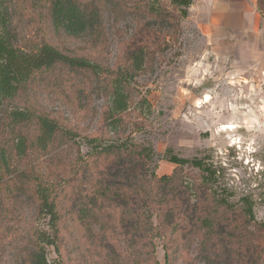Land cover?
Wrapping results in <instances>:
<instances>
[{
  "label": "rangeland",
  "instance_id": "1",
  "mask_svg": "<svg viewBox=\"0 0 264 264\" xmlns=\"http://www.w3.org/2000/svg\"><path fill=\"white\" fill-rule=\"evenodd\" d=\"M26 1L9 0L15 46L36 51L50 43L104 70L97 75L58 69L38 78L29 92L31 102L72 130L75 138L74 142L58 138L46 155L30 151V167L59 188L60 248L46 247L50 264H104L103 250L97 246L116 254L127 250L116 207L107 206L98 218L100 223H92L90 230L73 215L77 196L90 195L94 179L116 161L91 156L95 146L129 141L151 147V160L124 156L123 170H137L147 178L172 176L176 171L183 186L189 187V202L195 206L209 204L212 195L228 197L233 204L248 197L255 213L249 231L255 230L254 223L264 225V15L258 0H194L178 31L162 26L156 17L142 20L134 11H126L127 3L138 0H109L100 35L85 39L57 35L48 15ZM142 2H146L144 7L161 3L172 8L171 0ZM146 22H154L147 33L149 53L142 68L133 72L129 56L138 52L139 38L134 46L132 38ZM117 70H131L133 77L127 88L128 109L114 116L120 122L110 126L106 112L112 72ZM30 133L29 144H33V128ZM167 151L181 159L203 160L216 171L211 189L201 187L199 169L168 162ZM31 188L26 185L23 191L16 190L13 199L27 191L26 202L17 213L15 206L13 211L10 204L4 206L12 196L0 199V264H23L32 228L51 233L49 218L37 215ZM177 237L154 238L159 264H203L196 262L200 238L184 234L182 242Z\"/></svg>",
  "mask_w": 264,
  "mask_h": 264
},
{
  "label": "trees",
  "instance_id": "2",
  "mask_svg": "<svg viewBox=\"0 0 264 264\" xmlns=\"http://www.w3.org/2000/svg\"><path fill=\"white\" fill-rule=\"evenodd\" d=\"M193 1L171 0L172 8L169 9L161 3L157 6L148 3L144 7L146 2L138 0L133 1V5L127 3L126 11H134L136 18L142 20L156 17L162 26L178 31L181 21L188 17ZM26 2L31 8L48 15V21L57 35L85 39L100 35L103 11L109 0ZM257 5L264 15V0H258ZM152 23L140 25L132 38L135 40L133 46L139 38L136 44V47L139 46L138 52L129 56L133 72L142 68L149 53L150 38L147 33L154 25ZM12 26L9 0H0V199L2 201L11 196L13 199L16 190L23 191L26 185L32 187L37 201V215L49 218L51 233L32 228L23 264H50L46 247L60 248L61 214L57 204L59 188L39 177L30 167V151L46 155L58 138L72 142L75 138L72 130L65 129L55 118L31 102L30 93L38 78L49 76L58 69L74 73L89 71L97 75L104 74V70L91 60L70 56L50 43L42 44L36 51L23 50L15 46L17 37L11 31ZM112 75L110 105L106 112L111 119L110 126L119 120H114V116L128 109L127 88L133 73L131 70H117ZM31 128L36 133L33 144H29L32 141ZM91 156L111 158L117 164H110L101 171L99 178L94 179V190L90 195L85 193L77 196L73 215L85 229L90 230L92 223H100L98 218L107 206L116 207L119 212L118 228L127 246V250L120 254L107 247L97 246L103 250L104 264H159L153 240L168 234L178 236L181 240L184 234L190 239L199 237L201 242L196 262L264 264V225L254 223L255 230L249 231V224L255 220L254 202L250 198H242L238 204H233L228 197L216 199L212 195L209 204L203 202V206L192 205L189 202V187L183 186L184 182L176 171L172 176L158 177L152 174L151 178H147L146 175L140 176L137 170H123L124 156L137 160H151L154 156L151 147L137 146L129 141L120 145L95 146ZM165 157L168 162L179 167L199 169L203 176L201 187L211 189L216 171L210 169L203 160L181 159L172 155L171 151H167ZM26 192L4 206L10 204L12 211L15 206L17 213L26 202ZM107 213L105 217H108ZM0 214L2 216V209Z\"/></svg>",
  "mask_w": 264,
  "mask_h": 264
},
{
  "label": "bare ground",
  "instance_id": "3",
  "mask_svg": "<svg viewBox=\"0 0 264 264\" xmlns=\"http://www.w3.org/2000/svg\"><path fill=\"white\" fill-rule=\"evenodd\" d=\"M230 128H232V127H230V126H227V127H226V129H230Z\"/></svg>",
  "mask_w": 264,
  "mask_h": 264
}]
</instances>
